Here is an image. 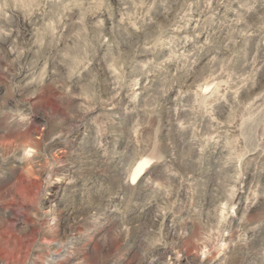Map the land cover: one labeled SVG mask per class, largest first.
<instances>
[{
  "label": "clouds",
  "instance_id": "clouds-1",
  "mask_svg": "<svg viewBox=\"0 0 264 264\" xmlns=\"http://www.w3.org/2000/svg\"><path fill=\"white\" fill-rule=\"evenodd\" d=\"M0 264H264V0H0Z\"/></svg>",
  "mask_w": 264,
  "mask_h": 264
}]
</instances>
